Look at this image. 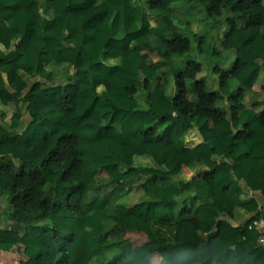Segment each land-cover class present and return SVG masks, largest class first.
I'll return each instance as SVG.
<instances>
[{"label":"trees","instance_id":"obj_1","mask_svg":"<svg viewBox=\"0 0 264 264\" xmlns=\"http://www.w3.org/2000/svg\"><path fill=\"white\" fill-rule=\"evenodd\" d=\"M182 1L0 0V144L18 151L0 154V199L20 234L0 249L27 264H264L252 221L232 225L264 195V108L243 106L264 92V0H196L200 29L232 13L220 46L176 31ZM194 42L202 63L177 69ZM165 66L171 95L151 88ZM179 196L211 202L177 213Z\"/></svg>","mask_w":264,"mask_h":264},{"label":"crops","instance_id":"obj_2","mask_svg":"<svg viewBox=\"0 0 264 264\" xmlns=\"http://www.w3.org/2000/svg\"><path fill=\"white\" fill-rule=\"evenodd\" d=\"M192 7H197V10L201 11L200 6H196V0H184L180 3L173 4L171 6L172 9V17L175 19L178 23V26L176 27V31H180L184 36L187 37H205L210 42L216 43L220 46L221 40L229 33L230 28L232 26V21L234 20L233 15L231 12L224 11L223 15L220 18L215 19L213 22L205 25L203 28L200 29L199 27V18L192 21L191 23H188L187 21V15L188 11L192 9ZM202 15H205L202 13ZM237 26L239 28L243 27V24L237 23ZM193 44L195 46H193ZM192 55L190 58L186 59L182 67L180 69H185L190 61H197L200 64L202 61L200 60V57L197 52V45L196 42L192 43L191 52ZM223 51L220 50V54L223 55ZM152 57L156 60L159 57L156 55H152ZM174 58H177V56H174ZM176 61V60H174ZM177 62V61H176ZM179 69V68H178ZM175 81L174 76L170 72L169 67L165 66L162 67L155 76L154 80L151 83L152 90L155 89H162L167 94L171 95L175 91ZM194 99L193 97H191ZM225 103L218 102L217 106H224ZM244 108H249L255 106L258 109L264 108V92L261 90L260 87H255L251 93L247 95V97L244 100ZM28 109V105L27 108ZM27 111V110H26ZM26 117L24 119L25 124L29 119V114L26 113ZM0 124H2V119L0 115ZM7 128L6 126H4ZM4 134V133H3ZM3 134H0V143H1V137ZM48 142L51 143L49 138L47 139ZM31 150V148H28ZM0 154L3 156L4 159H12L15 157H18V151L14 149L11 146H6L3 144H0ZM15 156V157H14ZM197 169L193 168H185L184 169V175L183 178H174L168 181L167 185L172 186L176 184L177 182H188L192 179V177L196 174ZM145 181V180H144ZM143 181H140L136 184H131L127 186L126 190L124 192H121L119 195L115 196V201L121 198L124 194L127 192L133 191L135 188L139 186V184H142ZM255 197L257 198L259 202V206L257 208H253L251 206H245V207H238L234 211V221L232 222V225L236 229V231L240 230L245 224L253 220L260 219L261 216L260 209L263 206L264 207V195L258 191L255 192ZM211 201L207 198L202 197H196V198H188L186 196H179L176 198L175 203V210L177 213L180 212V210L184 206H191L192 208L196 209L202 205L208 204ZM7 204L5 199H0V243H12L13 241H16L17 236H20V234H17L12 229V225L9 223H4L2 216L4 211L6 210ZM258 217V218H256ZM263 219V218H262ZM251 222V223H252ZM117 238H131L135 245L137 246H143V244L146 242L143 235L140 234H116ZM134 238H138L142 243H136V240ZM28 258L24 256V253L20 246H15L13 250H2L0 249V264H27ZM154 264H164L162 261V258L159 255H155L153 258ZM43 264H51L50 262H44Z\"/></svg>","mask_w":264,"mask_h":264},{"label":"built area","instance_id":"obj_3","mask_svg":"<svg viewBox=\"0 0 264 264\" xmlns=\"http://www.w3.org/2000/svg\"><path fill=\"white\" fill-rule=\"evenodd\" d=\"M249 229L256 231L258 234V243L264 246V219L254 220L249 225Z\"/></svg>","mask_w":264,"mask_h":264},{"label":"rangeland","instance_id":"obj_4","mask_svg":"<svg viewBox=\"0 0 264 264\" xmlns=\"http://www.w3.org/2000/svg\"><path fill=\"white\" fill-rule=\"evenodd\" d=\"M178 23H179V21H178ZM178 32H180V31H178ZM193 46H195L194 44H193ZM226 53L227 52H224L223 54H225L226 55ZM153 55V54H152ZM191 55H192V53H189V54H187V55H185V56H181V57H177V58H174V60H176V61H174L175 62V66H176V68L178 69H180V67H182V65L184 64V62L186 61V59H188V58H190L191 57ZM201 60V59H200ZM135 240H136V243L138 244V243H142V241H140L138 238H134ZM156 264V263H155Z\"/></svg>","mask_w":264,"mask_h":264}]
</instances>
